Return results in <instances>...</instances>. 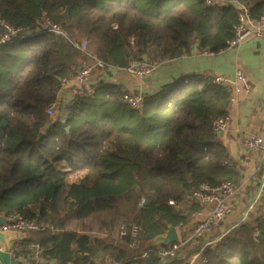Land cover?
Instances as JSON below:
<instances>
[{
	"label": "trees",
	"instance_id": "16d2710c",
	"mask_svg": "<svg viewBox=\"0 0 264 264\" xmlns=\"http://www.w3.org/2000/svg\"><path fill=\"white\" fill-rule=\"evenodd\" d=\"M237 1L211 7L205 0H0V17L30 32L0 47V214L20 213L40 225L14 242L15 259L186 264L200 253L197 264H264V196L259 212L220 240L212 241L219 230L189 239L192 214L202 209L192 193L243 178L214 131L213 121L232 104L214 77L179 79L144 94L139 112L123 103L128 91L102 79L91 96L60 100L63 82L93 58L127 69L194 48L223 51L239 5L255 19L264 16V0ZM43 14L66 36L37 32ZM83 42L85 51L74 46ZM53 105L57 120L47 112ZM169 225L182 243L161 258L158 250L172 245H146Z\"/></svg>",
	"mask_w": 264,
	"mask_h": 264
},
{
	"label": "crops",
	"instance_id": "0c3cea01",
	"mask_svg": "<svg viewBox=\"0 0 264 264\" xmlns=\"http://www.w3.org/2000/svg\"><path fill=\"white\" fill-rule=\"evenodd\" d=\"M229 1L232 4H238L237 0ZM240 71L250 81L251 88L248 92L235 91L236 87H242L236 82L237 74ZM202 75L229 78L234 92V99H232L234 101H232L229 111V125L218 137L227 147L232 159L238 163L243 177L240 185H237L239 191L234 199V212L225 222L229 227L240 220L244 214V193H242L245 191L244 188L253 187L257 182H261L259 175L261 168L264 169V155L249 152L243 147V138L247 133L264 137V32L262 36L253 35L240 45L227 47L213 56L204 55L202 51L194 48L191 55L163 61L145 78H140L128 70L121 69L107 73L99 72L95 79L121 85L128 92L142 89L145 94H154L164 85L174 84L179 79L183 81L181 83L195 82L196 77ZM77 88L78 83L70 81L61 92V102L71 101L78 90ZM263 178L262 175L261 179ZM255 195L254 193V198ZM260 195L262 198L263 191ZM261 198L259 197V200ZM212 207V204L202 207L204 214L211 211ZM194 222L193 218L192 223L194 224ZM195 255L196 253L190 256L188 264L199 263V260L195 259Z\"/></svg>",
	"mask_w": 264,
	"mask_h": 264
},
{
	"label": "built area",
	"instance_id": "2783aa9c",
	"mask_svg": "<svg viewBox=\"0 0 264 264\" xmlns=\"http://www.w3.org/2000/svg\"><path fill=\"white\" fill-rule=\"evenodd\" d=\"M206 3L211 7H216L223 4H229L230 1L227 0H205ZM36 30L40 32L42 29H48L53 33L61 36H66L61 28L54 24L45 14L37 19ZM264 32V16L260 18H253L250 14V9L247 6L239 5L238 21L234 27V36L228 40V47L238 46L244 42L247 38L256 35L262 36ZM30 32L23 30L17 26L10 24L8 21L0 17V47L21 37L28 35ZM74 46L85 51L87 49V43L83 42L81 45L74 43ZM202 54L207 56H213L214 52L210 50L202 51ZM163 62V61H162ZM150 63L147 60H141L133 63L129 68H117L113 66H108L101 62L100 60L93 58L92 61L86 64L82 69L79 70L76 77L72 81L78 83L77 94L83 97H89L95 92L97 85V80L95 76L100 73L112 72L113 70H128L134 75L145 78L149 76L158 66L162 63ZM214 83L226 87L231 94V101H234V92L231 85V80L225 76H216L213 80ZM236 82L241 84L242 87H236V92L249 91L251 88L250 81L243 72H238L236 77ZM235 82V83H236ZM69 82H63V92L65 86ZM233 92V93H232ZM145 92L142 89L137 91H131L124 93L122 95V101L129 108L134 111H142L145 107ZM49 115H54L56 112V105L51 106L48 109ZM230 113L224 117H218L213 121L214 131L219 135L221 134L229 125ZM243 147L249 152L264 155V137L257 134L247 133L243 138ZM264 185V180L262 186ZM238 186L231 181H225L218 185L211 186L207 183L203 184L198 190L192 193V198L194 201L198 202L202 207L207 205H213L211 211L204 214L203 209H200L192 214L195 222L192 231L189 233L190 238H200L205 236H212L217 230L222 235L218 236L212 241L220 240L225 234L229 232L230 226L235 225L238 221H246L249 216L250 210L248 209L238 220L229 227L226 225V220L233 214L235 206L234 199L238 194ZM262 190L260 191V194ZM260 194L257 195L253 203L259 202ZM144 201H142L143 203ZM170 204H175L174 201H170ZM8 222L1 225V230H14L20 232H27L29 230H37L40 225L33 219H28L21 215L20 213L14 214L11 217H7ZM236 224L235 226H237ZM234 226V227H235ZM136 229H134L133 236L136 235ZM125 228H121V235H125ZM182 240L178 243L172 244L168 248H162L158 250V255L161 258H168L175 255L176 250L180 247ZM1 249V247H0ZM200 253L195 255V259L199 260ZM19 264H45L39 260L31 262L27 258H20ZM112 264V263H106Z\"/></svg>",
	"mask_w": 264,
	"mask_h": 264
},
{
	"label": "water",
	"instance_id": "95a60500",
	"mask_svg": "<svg viewBox=\"0 0 264 264\" xmlns=\"http://www.w3.org/2000/svg\"><path fill=\"white\" fill-rule=\"evenodd\" d=\"M59 107V103H57V108ZM65 122V120H63ZM50 126H47L49 128ZM44 132L40 133L39 138L44 136ZM264 186V185H263ZM263 187L260 189L262 190ZM260 190V191H261ZM259 191V194H260ZM258 194V195H259ZM8 218L0 214V226L7 223ZM241 221H238L236 224H239ZM235 224V225H236ZM235 225L230 226L229 229H232ZM27 236L25 232L14 231V230H1L0 229V264H19L20 260L15 259L12 253V247L14 242L17 240H22ZM181 240V236L179 230L173 226L169 225L168 230L162 234H159L152 238L146 245L147 249L152 247L160 246V245H172L178 243Z\"/></svg>",
	"mask_w": 264,
	"mask_h": 264
},
{
	"label": "rangeland",
	"instance_id": "374dc122",
	"mask_svg": "<svg viewBox=\"0 0 264 264\" xmlns=\"http://www.w3.org/2000/svg\"><path fill=\"white\" fill-rule=\"evenodd\" d=\"M52 117L55 119V120H57L58 118H59V113L58 112H55L54 113V115H52ZM64 120V119H63ZM263 176H264V172H263V174H262ZM259 177H260V180H261V182H257V184L255 185V186H253V187H245L244 188V192H242V193H244L243 194V198H244V200H243V205H244V207H245V209H244V212L243 213H245L248 209L250 210V212H249V216H251V215H254L255 213H258L259 212V207L258 206H260V205H258L259 203L258 202H256V203H253L254 202V200H255V198L257 197V195L259 194V191L261 190L260 188L261 187H263L262 188V191H263V193H264V186H262V183H263V180H264V178L263 179H261V175H259ZM239 187V186H238ZM246 190H247V193H246ZM249 192V193H248ZM254 193L256 194L255 196V198H254ZM262 194V193H261ZM253 196V197H252ZM261 196L262 195H260V198H261ZM264 196V195H263ZM251 197L253 198V201H252V199H251ZM261 200V199H260ZM248 216V219L250 218ZM247 219V220H248ZM246 220V221H247ZM243 222V221H242ZM75 224H77V222H74V225ZM80 225H81V223H80ZM190 260V257L186 260V264H188V261ZM170 261V260H169ZM169 261H168V263H169ZM167 263V264H168Z\"/></svg>",
	"mask_w": 264,
	"mask_h": 264
}]
</instances>
